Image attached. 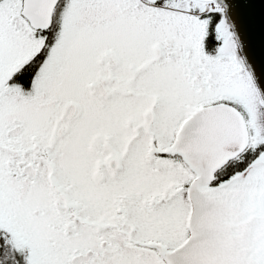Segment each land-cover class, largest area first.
Instances as JSON below:
<instances>
[{
	"label": "snow or ice",
	"instance_id": "obj_1",
	"mask_svg": "<svg viewBox=\"0 0 264 264\" xmlns=\"http://www.w3.org/2000/svg\"><path fill=\"white\" fill-rule=\"evenodd\" d=\"M0 264H264V0H0Z\"/></svg>",
	"mask_w": 264,
	"mask_h": 264
}]
</instances>
